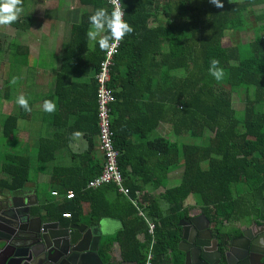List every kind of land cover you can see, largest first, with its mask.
Instances as JSON below:
<instances>
[{
	"label": "trees",
	"instance_id": "obj_1",
	"mask_svg": "<svg viewBox=\"0 0 264 264\" xmlns=\"http://www.w3.org/2000/svg\"><path fill=\"white\" fill-rule=\"evenodd\" d=\"M78 1L89 10L71 24L50 97L54 100L51 124L56 128L51 140L62 138L63 142L50 145L40 140L36 159L41 163L54 160L56 152L79 132L90 138L98 136L94 77L89 82L93 85L92 105L71 124L68 118L82 84L68 78L84 76L91 68L96 74L113 33L114 17L104 0ZM120 2L122 41L108 85L114 97L111 115L116 113L112 131L124 184L143 216L115 186L87 188L101 172L102 163L97 162L87 175L70 184L60 180L67 169L55 168L52 189L61 194L71 191L73 199L49 201L42 208L47 221L68 220L92 227L101 218L120 220L122 229L100 243L99 252L106 261L117 244L124 262L144 264L151 251L153 256L170 255L179 263V222L194 217L195 212L203 214L219 232L227 223L250 217L264 220V41L256 34L246 45L247 51L243 45H223L226 32L244 30L248 13L264 5V0ZM31 23L30 17H19L11 25L28 29ZM92 26L102 27L104 33L88 48ZM117 76L122 77L118 82ZM234 95L241 96V116L236 115ZM141 97L143 107L136 108L138 114L127 109L129 120L121 122L115 101L137 102ZM20 118H27L26 110L4 119L5 139L15 134ZM162 121L170 125L171 137L148 140L147 135ZM134 127L138 131L133 140ZM199 138L201 144L190 142ZM93 152L91 143L90 155ZM178 168L182 169L179 183L167 188L168 174ZM29 169L28 156L5 153L1 165L5 179L0 180V189L21 188L28 181ZM109 194L114 197L109 199ZM190 198L195 205L185 207ZM64 214L70 218L64 219ZM149 223L154 225L152 234Z\"/></svg>",
	"mask_w": 264,
	"mask_h": 264
},
{
	"label": "crops",
	"instance_id": "obj_2",
	"mask_svg": "<svg viewBox=\"0 0 264 264\" xmlns=\"http://www.w3.org/2000/svg\"><path fill=\"white\" fill-rule=\"evenodd\" d=\"M30 1L31 4H29L28 7L26 1H23L22 4L21 1L17 2L14 7L15 9L12 10V13H15L13 14L15 15L13 16V20L6 22V25L0 29V42L2 48L3 45L9 46L12 44H7V32L10 34L9 39L12 38L13 42L15 40L12 44L15 50L14 58L9 62H4V70L2 71L4 75L1 90L2 111L4 110L5 114L6 109L4 108H6L9 103H15L18 109L14 114L8 115H17L21 109L27 111V118L18 119L15 134L10 139H6L9 149L3 152V160L5 153L8 152L29 157L30 169L28 181L21 188L15 190L18 191L20 195H22V193H34L37 202V206L31 208L34 216L41 213L45 222H58L62 226H67L68 224H83L68 220H63L61 222L47 221L42 205L51 201L48 199V196L54 198V201H60L64 199L67 194H61L58 190L52 189L51 176L55 168L67 169L66 175L62 176L60 180L64 181L65 184H70L87 175L90 167L94 165L95 162L101 165L102 157L98 150L97 138H90L85 132L77 133L72 137L67 146L60 148L56 152L55 159L48 163L39 162L36 159V153L38 143L42 139H45L50 145L63 142L62 138L59 140H51L56 128L51 124V115L54 112V100L51 101L50 97L54 90L55 76L62 64V51L69 41L71 24L76 23L81 14L89 9L82 6L78 0ZM0 3H2V1H0ZM25 6L27 9L24 10L25 14H23L19 8H25ZM51 11H53V14L50 16L49 13ZM2 12L4 13L2 17L5 18L9 10L6 11V9H2ZM19 17H30L32 19V23L28 29H20L11 25V22ZM261 18H264V5L253 7L252 11L247 15L246 28L237 32L227 31L223 40V45L226 47L235 44L246 46L256 34H259L260 37L264 36V20H261ZM57 19L61 20L59 25L56 24ZM103 33L104 30L102 27H90L88 30V48H93V46L101 40ZM79 64L87 65L82 62ZM11 65L14 66L13 69ZM7 68H9V70H7ZM122 72L123 69L121 68V73ZM7 73H12L11 75H13V77L11 79L6 78ZM177 75L179 76L180 72H178ZM94 76L95 73L92 68L89 69L88 73L84 76H69V82L82 84L80 85L81 89L79 88V90H77L78 95L76 96L73 108H71L73 112L68 118L70 124L73 120L79 118L80 115H83L85 110L91 107L93 85H90L89 82H91V78ZM121 79L122 77L117 76V82ZM12 82L14 84H12ZM13 95L15 101L10 102V100L13 99ZM138 106L143 107L142 97L141 100L137 102L127 100L115 101V108L119 109L117 113L119 117L120 114L123 117L121 118V122L129 120V114H125L127 109L132 111L134 116L138 114V112H135ZM115 114L111 115L112 121L115 118ZM8 115L4 116V119ZM82 125H84V123ZM133 129L130 135L134 140L137 137L138 130L135 127ZM140 130H142V128ZM1 134L3 136V125L1 126ZM157 137H171V127L167 121H162L150 135H147L148 140ZM91 143L94 144V152L90 155ZM2 145L3 148L6 146L4 143H2ZM3 160L0 162V180L2 181L5 179V175L1 171ZM181 171L182 169L178 168L168 174L167 188L177 185L175 180L180 177ZM4 190L8 191L9 189L2 188L0 189V193ZM53 192H57L58 194L54 196ZM108 197L112 199L114 195L109 194ZM194 205L195 203L190 198L185 207ZM36 209L40 210L37 212ZM194 211L197 210L194 209ZM97 225H99V227ZM93 227H96L97 234L100 235V247V243L105 237L112 236L122 229V222L113 218H101ZM99 247L98 255L103 264H129L121 260L120 249L117 244H114L112 251L108 253L110 259L107 261L101 257Z\"/></svg>",
	"mask_w": 264,
	"mask_h": 264
},
{
	"label": "water",
	"instance_id": "obj_3",
	"mask_svg": "<svg viewBox=\"0 0 264 264\" xmlns=\"http://www.w3.org/2000/svg\"><path fill=\"white\" fill-rule=\"evenodd\" d=\"M33 206L34 193H0V264H103L96 227L45 222L41 213L33 215ZM179 227L180 262L158 255L151 264H221V252L209 248V221L203 214L181 220Z\"/></svg>",
	"mask_w": 264,
	"mask_h": 264
},
{
	"label": "built area",
	"instance_id": "obj_4",
	"mask_svg": "<svg viewBox=\"0 0 264 264\" xmlns=\"http://www.w3.org/2000/svg\"><path fill=\"white\" fill-rule=\"evenodd\" d=\"M112 9L114 22L113 33L108 43L104 56L99 63L98 70L94 76L96 81V102L98 120V150L102 157L101 172L98 176L90 180L87 188L96 189L103 185L111 184L115 186L117 192L129 199L131 204L137 209L138 214L143 216L139 210L138 201L130 199V189L125 186L124 178L118 165L119 152L114 146V133L112 131L111 104L114 102L113 92L109 88L110 71L113 66L114 57L118 54L122 41L121 23L123 20V10L120 0H104ZM264 41V36H262ZM58 193L53 192L56 196ZM66 199H73V193L68 192ZM63 218L69 219V214H64ZM154 225L149 223L150 234L153 233ZM153 255L149 252L144 264H151Z\"/></svg>",
	"mask_w": 264,
	"mask_h": 264
},
{
	"label": "flooded vegetation",
	"instance_id": "obj_5",
	"mask_svg": "<svg viewBox=\"0 0 264 264\" xmlns=\"http://www.w3.org/2000/svg\"><path fill=\"white\" fill-rule=\"evenodd\" d=\"M196 215L199 214L195 213ZM209 232V248H216L221 252V264H264L263 219L250 217L227 223L220 232L215 224L209 222ZM156 256L158 255L153 256V259ZM164 259H171L174 263L170 255L164 256Z\"/></svg>",
	"mask_w": 264,
	"mask_h": 264
},
{
	"label": "rangeland",
	"instance_id": "obj_6",
	"mask_svg": "<svg viewBox=\"0 0 264 264\" xmlns=\"http://www.w3.org/2000/svg\"><path fill=\"white\" fill-rule=\"evenodd\" d=\"M0 1H2V3H0V15H1V19H0V29H1V28H3L4 25H6V22H8L9 20L10 21L13 20V16H15L13 14H15V13H12V10L15 9L14 7L16 5V2H14L12 0H0ZM23 1H26L27 7H28L29 4H31V1L30 0H23ZM2 9H6V11L9 10L8 15H6L5 18L2 17V15L4 14L2 12ZM19 9H21V11L23 12V14H25L24 10H26L27 8L25 6V8L20 7ZM60 12L63 13L62 11H60ZM52 14H53V11H51L49 13L50 16ZM60 21H61L60 19H57V23L56 24L59 25L60 24L59 23ZM6 35L8 36L7 44H10V43L13 44L15 42V40L13 42L12 38L9 39L10 34L8 32L6 33ZM7 36H6V38H7ZM12 44L9 45V46H4L3 45V48H2V44L0 42V162L3 160V152H6L9 149L8 148L9 147L8 142L6 141V139H4V137L1 134V126H2L1 124L3 122L4 116H6L8 114H14V112L17 111V109H18V107L15 106V103L14 104L13 103H9V105L6 108H4V109H6L5 114H4V110L2 111L3 108L1 107L2 106L1 105V90H2V86H3V80H4V75H3V72L2 71L4 70V62L5 61L6 62L7 61L9 62L10 60H12L14 58L15 50H14ZM246 48H248V46H246L245 49ZM247 50L248 49H246V51ZM11 68L13 69L14 66L11 65ZM7 70H9V68H7ZM11 74L12 73H7L6 74V78H10L11 79L13 77V75H11ZM12 84H14V83L12 82ZM12 97H13V99H11L10 102H14L15 101L14 95ZM233 102H234V108L236 109V115L237 116H241L242 108H243L242 102H241V96L234 95ZM190 142L193 143V144H201L202 141L199 138V139L191 140ZM2 143H4L6 145V146H4V148H3ZM178 179L180 180V177H178ZM178 179H176L177 181L175 180V182H177V184L179 182ZM48 199L51 200V201H54L55 200L51 196H48Z\"/></svg>",
	"mask_w": 264,
	"mask_h": 264
}]
</instances>
